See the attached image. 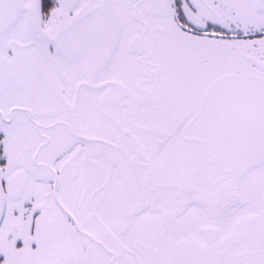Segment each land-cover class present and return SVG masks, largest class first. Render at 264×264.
I'll use <instances>...</instances> for the list:
<instances>
[{
    "label": "snow or ice",
    "instance_id": "snow-or-ice-1",
    "mask_svg": "<svg viewBox=\"0 0 264 264\" xmlns=\"http://www.w3.org/2000/svg\"><path fill=\"white\" fill-rule=\"evenodd\" d=\"M0 264H264V0H0Z\"/></svg>",
    "mask_w": 264,
    "mask_h": 264
}]
</instances>
